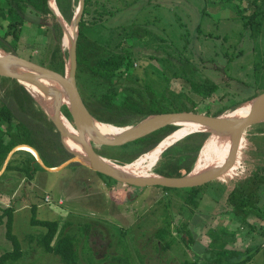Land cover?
<instances>
[{"label":"trees","instance_id":"trees-1","mask_svg":"<svg viewBox=\"0 0 264 264\" xmlns=\"http://www.w3.org/2000/svg\"><path fill=\"white\" fill-rule=\"evenodd\" d=\"M226 1L239 3L245 32H249V37L245 38L256 41L263 31L264 0H250V3L242 7L240 5L247 0ZM56 3L64 19L71 23L79 0H56ZM98 3L99 0H85L77 42V86L86 106L97 120L125 127L137 124L155 113L193 111L220 115L264 92V87L259 88L258 85L252 88L241 82L248 88L247 96L236 98L243 91L240 89L236 92L227 91L217 98L221 83L204 72L205 65L211 60L196 58L191 40H187L184 48H180L174 41L159 37L146 25L137 23L115 26L105 33L101 24L115 10L102 11L98 7L92 10ZM32 23L38 29L33 36H29L35 37L30 48L43 45V55L40 59L32 53L23 57L37 60L64 74L68 57L67 49L63 48L62 43L64 33L48 0H0V30L3 32L0 33V47L18 54L24 27ZM86 27L96 37H90L85 31ZM201 27L200 24L197 32L201 31ZM38 36L43 40L37 41ZM48 38L51 39L50 44ZM3 41L8 42L11 48H6ZM258 48L259 45L254 47V51L257 52ZM187 50L191 52L187 54ZM239 51L244 53L241 49ZM238 55L237 50L231 56L225 55L227 63L234 61ZM261 66V63H257L255 75L262 81ZM223 69L226 72V66ZM46 82L50 88H59L56 81ZM6 84L10 87L5 99L0 100V170L9 152L19 144L34 146L49 167H56L70 158L72 154L64 147L55 123L26 87L13 78L0 76V86L5 87ZM231 94L235 97L231 103L217 109L211 107L212 103L209 101L223 100ZM62 112L69 120L72 119L65 104ZM178 128L179 125H166L129 146L105 147L109 152L103 151L101 154L121 164L132 163ZM209 136L208 132L195 131L177 140L162 152L153 172L167 176L189 173L195 167ZM248 140L251 145L248 152L256 160L251 162V172L245 177L237 178L229 191L227 185L219 179L187 188L158 186L167 193L175 191L182 201V208L193 214L192 222L182 223L178 229L184 233L180 235L181 240L196 254L195 259L186 260L184 264H248L260 252L264 241V121L250 128ZM21 153L27 155L23 156ZM208 158L209 153L201 169L207 164ZM78 165L81 164L75 162L69 166ZM9 170L24 173L28 179H33L38 171L45 169L37 162L34 153L20 149L9 161L6 171ZM98 173L106 177L107 183L122 184ZM213 182L215 184L211 185ZM225 193L228 207L226 215L230 224L211 231L213 239L203 247L197 242L193 231L198 226L194 218L207 195L219 202ZM32 210L34 214L31 223L40 230L33 235L32 241L46 251L60 256L65 264H80L77 241L69 233L71 224L60 225L57 219L38 218L36 205L32 206ZM14 212V207L7 206L0 214V222L6 225V236L13 245L11 250L0 253V264H9L23 255L21 242L14 232ZM165 217L155 232V238L158 248L167 251L179 242V238L173 230L176 216ZM233 224L234 229H231ZM244 226L248 227L247 234L255 241L241 250L233 244L237 241V231Z\"/></svg>","mask_w":264,"mask_h":264},{"label":"rangeland","instance_id":"rangeland-1","mask_svg":"<svg viewBox=\"0 0 264 264\" xmlns=\"http://www.w3.org/2000/svg\"><path fill=\"white\" fill-rule=\"evenodd\" d=\"M249 1H245L240 7ZM97 5H94L92 10L97 7L102 11L115 10L114 14H110L101 24L104 27L103 32L115 26L137 23L146 25L159 37L174 41L180 48H184L186 41L191 40L195 57L211 60L205 65L204 72L221 83L217 98L227 91L236 92L240 89L243 91L237 94L236 98L247 96L248 88L243 83L251 85L252 88L258 85L259 88L264 87V25L262 34L258 35L256 41L245 38L249 37V32H245L242 11L236 1L99 0ZM200 24L201 31L197 32ZM37 29L33 23L26 24L22 43L17 50L19 55L28 56L32 53L39 56L38 58L36 56L37 59L43 55V45L30 48L35 37L29 36H33ZM85 31L90 37H96L91 29L86 27ZM0 33H3L2 30ZM36 39L43 40L41 36ZM48 40L50 44L51 39ZM62 43L66 49L68 43L65 44L64 37ZM2 44L6 48H11L6 41ZM257 45L259 50L255 52L254 47ZM240 49L244 53H240ZM235 50L239 55L234 61L227 63L225 55L231 56L235 54ZM190 52L191 50H187L186 53ZM257 63L262 64V81L255 75ZM224 66L227 73L223 69ZM8 85L0 86V100L5 99L10 87ZM233 96L234 94H231L217 101L210 99L209 102L212 103L211 107L217 109L234 101ZM225 143L223 137L209 136L204 146L210 147L212 160L207 162L206 166L219 158ZM96 149L101 150L102 147L96 145ZM250 149L251 145L247 140L235 168L219 179L227 185L228 191L233 188L237 178L245 177L251 172L253 168L251 162L256 159L249 154ZM145 155L142 154L132 163L140 161ZM160 157L151 165L153 169ZM148 163L142 161L143 173L148 171ZM1 176L0 214L7 206L15 208L14 232L23 250L22 257L9 264H65L60 256L46 251L32 241L33 235L40 231L39 227L31 223L33 205L37 206L38 218L57 219L60 225L71 224L69 233L77 241L80 264H184L186 260L196 258L195 252L181 240L180 235L184 233L178 230L182 223L192 222L193 214L182 208V201L175 191L167 193L158 186L140 188L107 183L106 177L82 164L77 167L67 166L60 171L40 170L33 179H28L24 173L11 170H5ZM226 195L227 193L219 202L207 195L199 206V213L196 214L199 216L194 218L198 226L194 227L193 231L196 233L197 242L203 247L213 239L211 231L230 224L226 215L228 209L225 203ZM167 215L176 216L173 230L179 242L170 250L164 251L157 246L155 232ZM230 228L234 229V224ZM247 230L248 227L244 226L237 231V241L233 246L244 250L255 241L247 234ZM261 244L260 252L248 264H264V241ZM12 247L6 236V225L0 222V253L11 250Z\"/></svg>","mask_w":264,"mask_h":264},{"label":"water","instance_id":"water-1","mask_svg":"<svg viewBox=\"0 0 264 264\" xmlns=\"http://www.w3.org/2000/svg\"><path fill=\"white\" fill-rule=\"evenodd\" d=\"M51 2L52 0H48L50 9L55 14L63 29V37L67 33L68 24L75 28L74 35L70 38V42L66 46L68 57L65 73L63 74L47 65L0 47L3 51V54L0 55V76L13 78L26 87L47 115L53 120L60 133L64 147L72 156L56 167H49L45 164L39 151L34 146L19 144L9 152L0 170V176L6 170L13 154L22 149L20 147L23 145L31 148V152L36 156L37 162L45 170L60 171L78 162L121 182L123 185L141 188L149 186L169 188L199 186L213 180L221 179L222 176H225L235 168L244 152L250 128L264 121V92L243 102L236 109L220 115L193 111H181L180 113L166 112L148 115L137 124L125 127L103 123L91 114L77 86V42L85 0H79L71 23H68L64 19L59 11L56 0H54L55 7ZM51 80L56 81L59 88L46 87L45 82ZM31 86H34L41 94L44 93L45 95L42 94V98L37 97L31 92L29 88ZM48 98L54 104L52 112L48 108ZM64 104L72 114L74 124L63 114L62 107ZM244 104H249V107L242 111H237ZM99 124L112 125L113 127L121 129V131L116 134L106 135L99 128ZM169 124L179 125V127L182 124L195 125L197 129L192 132L205 131L210 133V136L225 138L226 143L221 155L217 160H213L201 170H196V167H194L192 171L185 175L167 176L154 172H136V174L128 172L125 170L128 164H121L115 159L108 158L96 149V145L117 148L129 146L148 136L155 130ZM69 142L74 145H70ZM74 146L78 148L76 149Z\"/></svg>","mask_w":264,"mask_h":264},{"label":"bare ground","instance_id":"bare-ground-1","mask_svg":"<svg viewBox=\"0 0 264 264\" xmlns=\"http://www.w3.org/2000/svg\"><path fill=\"white\" fill-rule=\"evenodd\" d=\"M51 3L55 7L54 0H52ZM67 27H68V30H67V33L65 35L66 38L64 37L65 44L66 43L69 44L70 38L74 35V31H75L74 26L68 24ZM1 54H3V51L0 49V55ZM45 86L50 88L47 82H45ZM29 88H30L31 92H33V94L36 95L39 98H42V94L45 95L44 93L41 94V92L37 88H35L34 86H31ZM47 100H48L47 104H48L49 111L52 112L53 109H54V104H52V102L50 101L49 98ZM247 107H249V104H244L243 106L239 107L237 111H242L243 109H246ZM99 128L101 129L102 132L106 133V135L107 134H116V133L121 131V129L113 127L112 125L111 126H105L103 124H99ZM196 129H197V127L195 125H191V124H182V125H180V127L175 132H173L166 139H164L159 145H157L155 148H153L146 155L144 154L145 156L140 161L135 162V163H127L128 165L125 167L126 168L125 170H127L128 172H131V173H135V174H136V172L141 170L139 172L143 173L144 171L142 170V161L149 162L148 165H147L148 166L147 168H149L152 164L155 163V161L160 157L162 152L170 144H172L173 142H175L178 139L182 138L187 133H190V132H192V131H194ZM69 143L72 146L74 145L71 142H69ZM74 147H76V149L78 148L77 146H74ZM20 148L28 149V147H24V146H21ZM208 153H209L208 162H210L212 160L211 151H210V147H208V145H206V147L204 146V150L202 151L201 157H199L200 159L198 158L199 161L197 160L198 164L196 163V165H195L196 170H201L202 166L204 165V162L206 160V157H207ZM145 173H148V172L145 171ZM151 173H153V172H151Z\"/></svg>","mask_w":264,"mask_h":264},{"label":"flooded vegetation","instance_id":"flooded-vegetation-1","mask_svg":"<svg viewBox=\"0 0 264 264\" xmlns=\"http://www.w3.org/2000/svg\"><path fill=\"white\" fill-rule=\"evenodd\" d=\"M70 121L73 122V118H72ZM73 124H74V122H73ZM101 147H102V149H101V150H98L100 153H102L103 151H104V152H109L108 149L105 150V147H107V146H103V145H101Z\"/></svg>","mask_w":264,"mask_h":264},{"label":"built area","instance_id":"built-area-1","mask_svg":"<svg viewBox=\"0 0 264 264\" xmlns=\"http://www.w3.org/2000/svg\"><path fill=\"white\" fill-rule=\"evenodd\" d=\"M156 162V161H155ZM148 173H150V172H153V167L152 166H150L149 168H148V171H147ZM49 198V197H48ZM48 200V199H47Z\"/></svg>","mask_w":264,"mask_h":264},{"label":"crops","instance_id":"crops-1","mask_svg":"<svg viewBox=\"0 0 264 264\" xmlns=\"http://www.w3.org/2000/svg\"><path fill=\"white\" fill-rule=\"evenodd\" d=\"M23 146H25V145H23ZM27 147H28V146H27ZM27 150H29V151H32L30 147H28V149H27ZM14 154H15V153H14ZM14 154H13V155H14Z\"/></svg>","mask_w":264,"mask_h":264}]
</instances>
